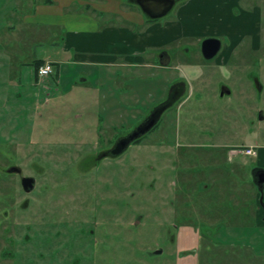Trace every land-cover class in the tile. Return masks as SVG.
Masks as SVG:
<instances>
[{"label":"rangeland","instance_id":"rangeland-1","mask_svg":"<svg viewBox=\"0 0 264 264\" xmlns=\"http://www.w3.org/2000/svg\"><path fill=\"white\" fill-rule=\"evenodd\" d=\"M43 1L0 0V142L9 136L29 153L51 146L59 151L64 144L96 153L138 125L164 99L168 85L182 81L186 86L155 128L92 169L88 175L103 178L97 191L105 201L101 211L95 212V206L90 212L100 227L73 228L72 254L59 261L47 255V247L63 238L43 235V264H175V225L183 210L195 220L199 202L210 191L198 194V184L235 180V191L244 194L249 172L241 162L236 166L238 159H228V148L250 140L264 144V0H175L153 20L144 18L137 2L123 0L121 9L138 11L145 20L141 24H128L108 11L92 12L78 2L70 5L71 12L97 16L103 27L126 28L143 37L157 33L156 45L165 30L162 47L150 43L139 59L157 62L165 51L170 60L164 68L89 64L84 61L88 52L78 43L63 54L66 27L46 24L53 16L41 15L45 22L36 16ZM207 37L221 41L211 59L200 53ZM45 60L53 71L36 77L35 62ZM222 86L230 93L220 94ZM184 178H190L185 185ZM186 186L192 190L186 192ZM201 229L213 232L201 236L199 264H264V256L234 259L232 249L226 254L229 247L220 242L217 228Z\"/></svg>","mask_w":264,"mask_h":264},{"label":"crops","instance_id":"crops-1","mask_svg":"<svg viewBox=\"0 0 264 264\" xmlns=\"http://www.w3.org/2000/svg\"><path fill=\"white\" fill-rule=\"evenodd\" d=\"M91 1L44 0L42 6L37 10L36 16L40 17L43 22L45 19L42 16H53L52 22L46 24L58 23L66 27L61 46L63 54H67L72 48L76 49L78 43L85 52H88L87 56L89 57L85 58L84 61L89 64L105 63L122 67L151 65L164 68L168 66L170 59L165 51L158 56L157 62L151 63L148 59H144L143 62L139 60L144 52L143 49L152 46L150 43H153L154 47H162L160 45L166 40L165 30L161 33V38L158 39L159 44L156 45L157 33L143 37L140 33L135 34L126 28L103 27L102 20L97 16H93V14L92 16L83 15L69 10L71 4L78 2L87 9L91 6L92 12L108 11V13H113L112 15L123 19L128 24L145 22L138 11L128 7L127 11H123L121 9L124 5L123 0H105V3H93ZM128 2L136 3L134 0H128ZM39 12L42 13L39 14ZM25 19L28 20L29 18L25 17ZM171 37L169 35V39ZM102 54H106L104 58L109 61L102 59ZM136 58L138 61H135ZM46 62L51 63L48 60L43 61V63ZM82 79L86 81L87 78ZM246 147H253L255 153L243 152L242 149ZM227 156L231 162L238 159L236 166L238 167L241 162L244 169L249 172V181L245 179L242 187L244 194L235 191L237 185L235 180L220 181L217 178L212 181L209 180L207 183L200 182L198 184V194L210 191L206 193V201L201 200L199 202L198 210L195 211L197 213L195 220H191L187 216L188 212L183 210V219L175 225L174 241H176V249L179 252L174 261L175 264H199L196 250L199 248L201 236H210L213 232V230L206 229L203 234L201 228H217L215 231H218L217 236L220 242L229 247L226 254L232 249L231 256L234 259H242L240 262H244L245 258L264 256V252L260 250L264 247V184L262 189H259L257 185V173L264 171V144L250 140L248 143L229 147ZM244 157L250 158L245 161ZM189 179L184 178L182 180L184 185L188 183ZM190 190L192 189H188L186 186V192ZM202 217L204 218L200 219ZM247 230L248 233L250 232L249 237ZM185 250H195V252L183 254Z\"/></svg>","mask_w":264,"mask_h":264},{"label":"flooded vegetation","instance_id":"flooded-vegetation-1","mask_svg":"<svg viewBox=\"0 0 264 264\" xmlns=\"http://www.w3.org/2000/svg\"><path fill=\"white\" fill-rule=\"evenodd\" d=\"M144 15L151 19L146 13ZM166 90L164 99L157 102L144 118L169 99L173 101L163 112L172 107L185 93L186 86L182 81H176ZM224 90L226 88L222 86L223 94H228ZM159 120L149 131L155 128ZM145 134L130 144L137 143ZM8 137L0 142V226L3 225L0 228V264L7 261H11V264H43L42 236L49 232L53 233L52 239L63 238V241L61 244L53 241L52 246L47 247V255H53L56 261L69 259L73 228L100 227L96 218L90 217V212L95 206V212L101 211L105 201L102 193L97 191L103 178L88 174L103 158L119 155L107 154L116 140L107 149L96 153L77 152L66 144L59 151L51 146L29 153L23 145L14 143L15 140ZM12 142L14 144L10 146ZM88 159L89 163L85 164ZM81 180H86V184L84 181L81 183L85 189L79 185ZM89 233L93 231L89 230Z\"/></svg>","mask_w":264,"mask_h":264},{"label":"water","instance_id":"water-1","mask_svg":"<svg viewBox=\"0 0 264 264\" xmlns=\"http://www.w3.org/2000/svg\"><path fill=\"white\" fill-rule=\"evenodd\" d=\"M140 6L141 10L146 13L148 18H159L166 14L173 6L175 0H135ZM221 48V41L215 37H207L201 42V54L205 59L213 58ZM229 93V89L224 90ZM181 92V90H180ZM179 92V94H180ZM178 93V92H177ZM223 94V91H221ZM173 99H169L163 104L157 106L153 111L142 120L134 129L128 134L116 140L114 146L107 152V154L118 155L122 153L130 144L131 141L149 131L159 120L162 112L172 103ZM264 184V171L257 173V185L262 189Z\"/></svg>","mask_w":264,"mask_h":264},{"label":"built area","instance_id":"built-area-1","mask_svg":"<svg viewBox=\"0 0 264 264\" xmlns=\"http://www.w3.org/2000/svg\"><path fill=\"white\" fill-rule=\"evenodd\" d=\"M51 72H52V66L49 62H46V63H44L38 67V73L37 74H38L39 78H44V77L48 76L49 73H51ZM242 151L247 153V154H254L255 153L253 147L243 148Z\"/></svg>","mask_w":264,"mask_h":264},{"label":"trees","instance_id":"trees-1","mask_svg":"<svg viewBox=\"0 0 264 264\" xmlns=\"http://www.w3.org/2000/svg\"><path fill=\"white\" fill-rule=\"evenodd\" d=\"M42 64H44L43 61H36L34 64V74L36 75V77L38 76V74H37L38 73V67Z\"/></svg>","mask_w":264,"mask_h":264}]
</instances>
